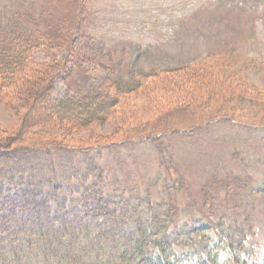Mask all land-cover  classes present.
Returning <instances> with one entry per match:
<instances>
[{"label": "trees", "instance_id": "obj_1", "mask_svg": "<svg viewBox=\"0 0 264 264\" xmlns=\"http://www.w3.org/2000/svg\"><path fill=\"white\" fill-rule=\"evenodd\" d=\"M38 19L17 14L11 18L0 16V82L7 86L6 93L17 90L21 81L36 82L39 72L56 67L45 88L52 92L55 80L62 74L66 75L67 84L86 74L82 64L89 56L92 60L88 61L99 62L106 73L88 90L76 89L64 98L46 94L47 111L51 116L56 114L55 119L67 113L65 119L80 125L105 122L112 117L122 96L135 94L146 79L190 70L199 72L195 67L200 62L148 66L144 60L150 50L136 48L129 54L124 73L120 54L108 52L98 44L97 50L93 49L94 44L85 39L88 33L80 36L82 44L73 36L69 41L66 29L72 17L69 24L60 23L66 40L62 35L49 37L47 31L52 25L48 23L42 36L50 45L48 48L65 41L69 54L74 56L61 64L51 52L50 62L39 63L31 51L39 43V35L34 32L35 27L39 28ZM74 45L81 55L72 51ZM69 64L73 67L68 68ZM227 87L226 97L217 94L211 101V97L205 99L194 93L200 103L176 105L156 119L135 125L126 123L122 131L96 138L56 136L42 130H22L16 136L0 132V264H10L11 254L24 261L19 257L21 252L25 258L36 255L32 258L36 264H264V243L260 244L263 231L256 227L255 218L223 213L222 202L227 201V194H223L225 188L219 183L205 182L201 198L194 196L164 143L170 136L196 134L206 128L218 114L221 116L222 108L229 113L218 120L239 122L232 116L235 104H228V100L246 98L248 94L238 92L232 84ZM36 98L41 100L38 94ZM196 104L199 108L193 112ZM173 112H185L182 118H189L173 121ZM185 126L192 128L185 130ZM144 142L155 147L167 170L166 187L149 186L132 196L127 189L121 193L111 190V180L118 170L103 164L106 152L112 154L120 146L134 149ZM125 157L128 154L112 159L116 162ZM130 176L125 171L119 177L123 187H128ZM231 186L232 183L228 189ZM185 195L189 197L187 203ZM230 211H234L233 207Z\"/></svg>", "mask_w": 264, "mask_h": 264}, {"label": "rangeland", "instance_id": "obj_2", "mask_svg": "<svg viewBox=\"0 0 264 264\" xmlns=\"http://www.w3.org/2000/svg\"><path fill=\"white\" fill-rule=\"evenodd\" d=\"M1 4L2 17L11 18L15 14L22 18L39 17L36 25L39 28H34L39 43L31 47L32 55L39 63L50 62L51 52L61 64L74 56L69 54L65 41L60 46L48 48L50 45L42 36L48 23L52 25L47 31L48 36L61 37L64 29L60 23L69 24L72 17L70 27L66 29L69 41L73 36L82 44L84 40L80 36L85 35L83 32L88 33L86 42L120 54L118 58H123L120 66L124 73L129 54L136 48L150 50L144 60L148 66L201 64L195 67L199 71L197 74L190 70L146 79L135 94L122 96L109 120L88 125L69 122L65 119L67 113L55 119L56 114L51 116L47 111L49 105L45 99L50 93L52 97L64 98L76 89L88 90L102 80L106 73L99 62L88 61L92 60L88 59L90 56L83 59L86 74L69 84L64 78L66 75L62 74L55 80L52 92L45 88L49 87L47 82L56 67L39 72L36 82H19L15 91L9 89L6 93L4 87L7 86L0 82V132L4 135L42 130L56 136L96 138L122 131L126 123L135 125L146 119H156L157 115L172 111L170 109L176 105L200 103L194 93L205 99L211 97L213 101L217 94L226 97L224 93L231 84L238 92H246L250 98L237 96L233 101L228 100V104H235L232 111L236 112L232 116L239 122L218 120L229 113L227 108H222L221 116L218 114L206 128L196 134L170 136L164 143L167 154L175 159V167L185 176L191 193L201 198L200 190L205 182L219 183L225 188L223 194H227V201L222 202L225 208L222 212L252 215L256 227L263 231L260 244L264 243V0H1ZM75 49L74 45L72 51L81 55L79 47L77 51ZM93 49L97 50V47ZM37 94L44 97L38 100ZM197 108L199 104L194 105L192 111ZM171 115L175 118L173 121L189 118H182L185 112ZM185 127V130L192 128ZM129 147H116L112 154L106 152L103 164L118 170L110 189L120 193L127 189L128 195L132 196L149 186L165 188L169 176L155 147L150 142L134 149ZM127 154L128 158L124 160L114 162L112 159ZM125 171L131 173L128 187H123L118 180ZM183 199L187 203L188 195ZM232 207L233 212L230 211ZM19 257L24 261L9 255L10 264H36L32 259L36 255L25 258L21 252Z\"/></svg>", "mask_w": 264, "mask_h": 264}]
</instances>
